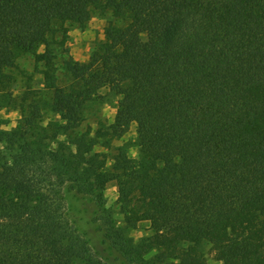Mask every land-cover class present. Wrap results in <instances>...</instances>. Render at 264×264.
I'll return each instance as SVG.
<instances>
[{"label":"trees","instance_id":"1","mask_svg":"<svg viewBox=\"0 0 264 264\" xmlns=\"http://www.w3.org/2000/svg\"><path fill=\"white\" fill-rule=\"evenodd\" d=\"M95 14L104 38L78 60L71 27ZM104 89L114 120L76 131ZM0 102L21 115L0 122V264H111L65 188L103 206L112 180L123 224L101 219L129 263L264 264V0H0ZM133 123L137 156L126 141L109 165L95 147Z\"/></svg>","mask_w":264,"mask_h":264},{"label":"rangeland","instance_id":"2","mask_svg":"<svg viewBox=\"0 0 264 264\" xmlns=\"http://www.w3.org/2000/svg\"><path fill=\"white\" fill-rule=\"evenodd\" d=\"M107 25L106 17L95 14L89 21L86 28L79 26L71 27L68 45L71 53L78 60H87L96 42L104 38V28ZM22 65L28 70H33V62L26 58L21 60ZM36 86H44V77L41 73L35 74ZM103 97L87 103L84 110V121L82 126L76 131H85L88 126L96 129L101 123H111L116 114L119 96L107 89L102 90ZM21 115L18 110L3 106L0 102V122L5 129H11L17 126ZM58 116L47 112L44 115L43 125H47L52 120H57ZM63 139L64 137H60ZM130 142L132 145L131 154L137 156V130L136 124L130 126L129 131L118 140L112 142L110 148L97 145L95 150L107 152L109 154V165L112 163V156L115 148L123 142ZM0 149L5 150V146L0 144ZM65 197L68 205V214L72 222L82 232L88 240L93 250L104 260L111 264H131L124 259L117 250H115L106 239L105 225H103L101 216L110 217L116 226L123 224V216L120 213L118 199V188L116 181L112 180L105 189V202L99 206L92 196L77 190L73 184H68L65 188ZM151 233L148 222H140L138 227L130 231V235L135 240L147 236ZM211 264H221L214 259V253H208ZM179 264V263H175Z\"/></svg>","mask_w":264,"mask_h":264}]
</instances>
